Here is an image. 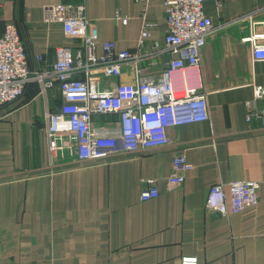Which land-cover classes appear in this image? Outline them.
Returning a JSON list of instances; mask_svg holds the SVG:
<instances>
[{
    "label": "crops",
    "instance_id": "obj_1",
    "mask_svg": "<svg viewBox=\"0 0 264 264\" xmlns=\"http://www.w3.org/2000/svg\"><path fill=\"white\" fill-rule=\"evenodd\" d=\"M54 4H84L100 43L117 51L142 53L162 40L167 27L162 0H0V32L14 23L25 44L29 66L36 56L51 63L56 46H80L61 23L43 21ZM264 0H205L215 29L202 47L199 80L208 91L209 121L168 129L170 143L104 161L52 160L47 149L46 114L63 102L58 88L45 94L34 84L15 101L0 106V264H179L194 255L198 264H264V61H254L250 26L230 19L261 8ZM126 19L124 22L123 19ZM255 20H263L258 11ZM144 21L149 35L139 45ZM167 53L122 66L159 72ZM250 102L260 118L245 119ZM115 116L93 117L98 128ZM192 169L184 182L167 186L173 156ZM154 179L159 195L142 201L143 181ZM257 180V201L235 213L207 211L211 185ZM227 202L229 189L225 187Z\"/></svg>",
    "mask_w": 264,
    "mask_h": 264
},
{
    "label": "built area",
    "instance_id": "obj_2",
    "mask_svg": "<svg viewBox=\"0 0 264 264\" xmlns=\"http://www.w3.org/2000/svg\"><path fill=\"white\" fill-rule=\"evenodd\" d=\"M143 5L150 0H135ZM166 11V32L155 40L147 52L117 51L116 43L106 40L98 47V28L86 15L84 4H54L45 7L43 21L61 23L65 35L81 42L80 46H56L51 63H42L36 56L37 69L29 66L27 52L18 27L4 24L0 32V106L9 104L36 84L45 94L58 88L63 102L46 114L47 149L52 160L70 156L77 160L104 161L110 157L140 149L167 145L168 129L183 124L209 121L208 91L192 82L199 80L200 51L206 37L215 29L204 12L205 0H162ZM255 1V0H254ZM223 0H217L219 6ZM262 10L252 8L230 19L229 23L246 22L254 61H264V19L255 20ZM125 22L126 19L124 18ZM144 21L139 45L149 35ZM167 53L170 57L159 72L133 67L131 80H120L122 66L137 64ZM264 98V86L254 85V98ZM245 119L260 118L259 112L245 102ZM115 116L98 128L93 117ZM192 169L182 154L173 156L171 173L166 182L174 188L184 182ZM139 198L146 201L159 195L154 179L143 181ZM229 189V199L225 187ZM260 182L257 180L219 181L211 185L206 208L211 213H235L257 201ZM179 264H198L194 255L182 256Z\"/></svg>",
    "mask_w": 264,
    "mask_h": 264
}]
</instances>
